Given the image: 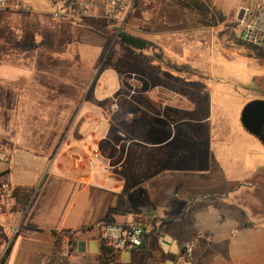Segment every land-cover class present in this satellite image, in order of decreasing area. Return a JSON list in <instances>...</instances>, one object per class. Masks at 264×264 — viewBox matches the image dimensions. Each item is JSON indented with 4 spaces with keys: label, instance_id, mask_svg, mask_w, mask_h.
I'll list each match as a JSON object with an SVG mask.
<instances>
[{
    "label": "crops",
    "instance_id": "1",
    "mask_svg": "<svg viewBox=\"0 0 264 264\" xmlns=\"http://www.w3.org/2000/svg\"><path fill=\"white\" fill-rule=\"evenodd\" d=\"M23 1L28 14L0 11V137L10 148L0 187L14 189L0 213V264H175L185 243L193 264H264L260 140L237 121L227 149L222 130L215 141L211 131L195 136L187 165V121L209 118L187 120V87L170 88L149 51L114 36L106 0H90L86 18L69 17L68 0ZM140 4L138 35L161 52L163 38L186 44L190 31L263 72L264 53L223 30L237 22L240 38L253 22L264 33V0ZM257 78L262 96L246 103L264 100ZM103 221L141 226L142 247L102 246ZM60 230L80 231L69 259L58 253Z\"/></svg>",
    "mask_w": 264,
    "mask_h": 264
},
{
    "label": "rangeland",
    "instance_id": "2",
    "mask_svg": "<svg viewBox=\"0 0 264 264\" xmlns=\"http://www.w3.org/2000/svg\"><path fill=\"white\" fill-rule=\"evenodd\" d=\"M174 1L181 9H187V0ZM138 3L140 4V0L135 1L122 26L108 20L117 38L121 29L138 35L139 29L142 28L137 22L141 10ZM236 23L226 22L223 31L227 37L233 38L234 43L247 47L248 44L233 35L232 28H236ZM191 33L187 32L186 44L181 43L182 37L180 41L163 38V52L160 49L154 52L147 50L150 57L155 60L151 62L156 70L163 72L162 75L170 82V88L181 94L187 87V100L190 101L187 104V120L197 122L209 118L205 124L187 121V165L191 163L190 157L195 146L192 141L195 136L203 142L205 135L211 131L215 141V135H220L222 130L224 148L227 149L228 144H234L230 130L234 134L235 124L237 121L240 122L241 112L248 104L247 100L262 96L261 83L257 77L264 76V70L261 74H255L257 64L254 61L245 60L241 55L230 53L224 55L219 45L210 42L208 38L196 40L190 36ZM224 47L226 48L227 45ZM184 49L186 52H183ZM159 52L161 55L157 56L156 53ZM171 64L178 68L171 67ZM135 69L138 68L132 67V70ZM128 78L134 81L135 73L129 74ZM194 90L198 93H194ZM2 256L3 254L0 255V259Z\"/></svg>",
    "mask_w": 264,
    "mask_h": 264
},
{
    "label": "built area",
    "instance_id": "3",
    "mask_svg": "<svg viewBox=\"0 0 264 264\" xmlns=\"http://www.w3.org/2000/svg\"><path fill=\"white\" fill-rule=\"evenodd\" d=\"M69 17L86 18L90 15V0H68ZM135 0H106L105 17L110 21L122 26L132 9ZM261 4L256 7L260 8ZM16 10L21 13H30L32 7L23 0H0V11ZM57 17L61 16L56 12ZM240 39L249 45L264 49V33H260L255 23L250 22L245 26L240 35ZM10 148L7 142L0 137V162L9 161ZM13 187L3 182L0 187V213L5 212L12 204ZM99 230V240L102 246L112 248L116 251L135 249L142 247L145 241V230L134 223H110L103 221L97 226ZM80 231H64L57 233L59 245V256L62 259H69L71 256L72 243ZM193 245L185 243L181 252L177 256L175 264H193Z\"/></svg>",
    "mask_w": 264,
    "mask_h": 264
},
{
    "label": "water",
    "instance_id": "4",
    "mask_svg": "<svg viewBox=\"0 0 264 264\" xmlns=\"http://www.w3.org/2000/svg\"><path fill=\"white\" fill-rule=\"evenodd\" d=\"M240 122L264 146V100H254L246 104L241 112Z\"/></svg>",
    "mask_w": 264,
    "mask_h": 264
},
{
    "label": "trees",
    "instance_id": "5",
    "mask_svg": "<svg viewBox=\"0 0 264 264\" xmlns=\"http://www.w3.org/2000/svg\"><path fill=\"white\" fill-rule=\"evenodd\" d=\"M118 38L121 39L123 42H125L127 45H129L131 48H133L135 50H151L154 52V51H158V49H159V47L155 43L147 40L146 38H144L140 35H136V34L126 32L122 29L118 32ZM248 46L246 47L248 50H253V51H256L257 54L263 55V53H264L263 49L258 48V47H254V46L249 45V44H248ZM160 53L161 52L156 53L157 56H159ZM170 66L174 67V68H178L176 65H173V64H171ZM180 68L182 69L183 67H180ZM3 259H4V256L1 260L3 261Z\"/></svg>",
    "mask_w": 264,
    "mask_h": 264
}]
</instances>
